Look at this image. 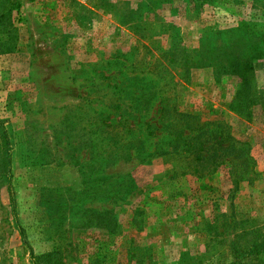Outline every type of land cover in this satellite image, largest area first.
<instances>
[{"label": "rangeland", "instance_id": "obj_1", "mask_svg": "<svg viewBox=\"0 0 264 264\" xmlns=\"http://www.w3.org/2000/svg\"><path fill=\"white\" fill-rule=\"evenodd\" d=\"M199 4L0 0V264L264 250V0Z\"/></svg>", "mask_w": 264, "mask_h": 264}, {"label": "trees", "instance_id": "obj_2", "mask_svg": "<svg viewBox=\"0 0 264 264\" xmlns=\"http://www.w3.org/2000/svg\"><path fill=\"white\" fill-rule=\"evenodd\" d=\"M197 1L200 2L199 4L200 7L203 6L206 2H212V0H197ZM198 2H196V0H191V3H194L195 5H198ZM253 253L256 255V257H258L259 254L264 253V250L257 246L252 252L247 254V256H245L244 254L242 255L241 252H237L235 256V260L231 264H247L246 262H244V259L245 258L248 259Z\"/></svg>", "mask_w": 264, "mask_h": 264}]
</instances>
